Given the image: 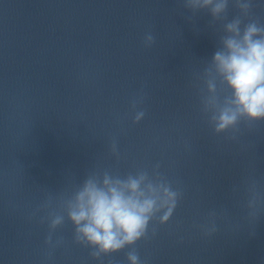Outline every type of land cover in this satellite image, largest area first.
<instances>
[{"label":"water","instance_id":"obj_1","mask_svg":"<svg viewBox=\"0 0 264 264\" xmlns=\"http://www.w3.org/2000/svg\"><path fill=\"white\" fill-rule=\"evenodd\" d=\"M251 16L264 23V0ZM210 21L184 0H15L0 29V264H100L67 219L46 244L40 206L97 167L156 163L182 198L136 244L144 264H264V122L232 140L203 116L196 75L222 29ZM127 251L103 264H128Z\"/></svg>","mask_w":264,"mask_h":264},{"label":"clouds","instance_id":"obj_2","mask_svg":"<svg viewBox=\"0 0 264 264\" xmlns=\"http://www.w3.org/2000/svg\"><path fill=\"white\" fill-rule=\"evenodd\" d=\"M230 2L239 14L229 20ZM184 7L192 13L206 10L211 16L209 27L222 22L219 47L196 75L197 95L213 134L228 133L235 140L241 125L264 122V23L251 16L253 0H184ZM154 42L151 32L144 36L145 47ZM141 102L134 99L131 104L134 124L145 116L144 110H136ZM110 155L121 159L115 140ZM160 167L156 163L124 174L97 167L71 189L56 197L49 194L40 206L46 213L42 222L47 220L49 227L45 243L51 244L52 233L67 219L73 226V243L88 249L92 260L103 264V257L129 249L128 264H144L136 244L150 231L154 236L157 224H167L182 198V191ZM254 203L250 201L249 207ZM251 215L256 219L255 213ZM215 231L213 224L204 234ZM63 242L59 237L57 244Z\"/></svg>","mask_w":264,"mask_h":264}]
</instances>
